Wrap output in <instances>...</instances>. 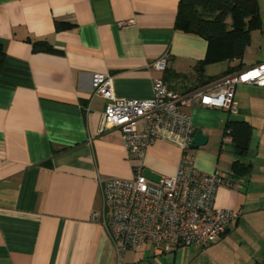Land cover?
<instances>
[{
  "label": "crops",
  "instance_id": "1",
  "mask_svg": "<svg viewBox=\"0 0 264 264\" xmlns=\"http://www.w3.org/2000/svg\"><path fill=\"white\" fill-rule=\"evenodd\" d=\"M257 3L242 55L198 72L208 41L175 29L179 0H0V264H124L92 215L103 203L100 180L130 179L140 162L128 159L120 130H101L106 100L94 93V74L111 76L116 98L143 99L157 79L171 90L188 78L201 88L264 62V0ZM36 41L52 50H34ZM164 55L163 72L154 63ZM234 99L236 114L181 109L207 136L190 154L208 173L231 175V140L221 147L227 120L250 126L249 174L215 195L216 207L237 213L216 243L230 242L234 264H264V87L239 84ZM180 154L156 140L141 174L174 175Z\"/></svg>",
  "mask_w": 264,
  "mask_h": 264
},
{
  "label": "built area",
  "instance_id": "2",
  "mask_svg": "<svg viewBox=\"0 0 264 264\" xmlns=\"http://www.w3.org/2000/svg\"><path fill=\"white\" fill-rule=\"evenodd\" d=\"M154 66L164 71L167 57H161ZM244 83L264 87V62L182 94L157 79L152 95L143 99L116 98L111 76L94 74V93L106 100L101 130H120L128 159L140 162L133 167L130 179L100 180L103 203L92 215L101 221L119 258L145 244L157 255L187 245L204 248L227 232L237 213L216 207L215 195L220 187H233L235 178L196 167L190 154L195 128L181 106L196 104L236 114L235 88ZM156 140L177 145L181 154L174 175L152 181L141 174V169L148 147ZM228 141L230 137L224 136L221 147Z\"/></svg>",
  "mask_w": 264,
  "mask_h": 264
},
{
  "label": "trees",
  "instance_id": "3",
  "mask_svg": "<svg viewBox=\"0 0 264 264\" xmlns=\"http://www.w3.org/2000/svg\"><path fill=\"white\" fill-rule=\"evenodd\" d=\"M258 23L257 0H179L175 29L199 35L208 41L205 59L196 64L197 71L201 72L207 63L240 57L250 42V30ZM33 48L52 50L44 41L34 42ZM3 60L4 52L0 49V68ZM203 81L202 85L211 79ZM167 87L170 89L169 85ZM249 135L250 126L246 122L227 120L223 137L229 136L231 140L235 155L231 164V175L234 178L249 174L250 164L242 160L248 152Z\"/></svg>",
  "mask_w": 264,
  "mask_h": 264
},
{
  "label": "rangeland",
  "instance_id": "4",
  "mask_svg": "<svg viewBox=\"0 0 264 264\" xmlns=\"http://www.w3.org/2000/svg\"><path fill=\"white\" fill-rule=\"evenodd\" d=\"M184 75V74H183ZM182 90L172 89L173 92L182 94L195 89L190 78L183 82ZM188 90V91H186ZM219 240V239H218ZM215 242L204 248L193 245L182 246L175 252L155 255L151 245L146 244L142 249H130L123 254L121 262L124 264H234L236 258L230 242ZM240 245L239 243H236ZM247 251V250H244ZM238 264V263H237Z\"/></svg>",
  "mask_w": 264,
  "mask_h": 264
},
{
  "label": "water",
  "instance_id": "5",
  "mask_svg": "<svg viewBox=\"0 0 264 264\" xmlns=\"http://www.w3.org/2000/svg\"><path fill=\"white\" fill-rule=\"evenodd\" d=\"M206 141L207 136L203 135L200 130H195L190 147L191 149H197L200 146L205 145Z\"/></svg>",
  "mask_w": 264,
  "mask_h": 264
}]
</instances>
